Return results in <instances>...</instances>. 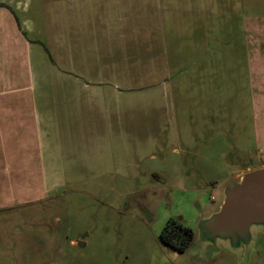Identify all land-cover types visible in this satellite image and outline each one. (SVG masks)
I'll list each match as a JSON object with an SVG mask.
<instances>
[{
  "label": "rangeland",
  "instance_id": "rangeland-1",
  "mask_svg": "<svg viewBox=\"0 0 264 264\" xmlns=\"http://www.w3.org/2000/svg\"><path fill=\"white\" fill-rule=\"evenodd\" d=\"M3 1L78 79L51 76L59 174L0 208V264H264V224L248 241L202 226L264 167V0ZM94 74L109 99L87 94ZM177 215L185 251L160 237Z\"/></svg>",
  "mask_w": 264,
  "mask_h": 264
},
{
  "label": "crops",
  "instance_id": "crops-1",
  "mask_svg": "<svg viewBox=\"0 0 264 264\" xmlns=\"http://www.w3.org/2000/svg\"><path fill=\"white\" fill-rule=\"evenodd\" d=\"M31 32L29 20L18 14V5L14 8L12 1L0 0V208L37 199L49 190L48 179L59 174L56 131L63 129L65 117L59 108L61 93L53 89L51 76L65 78L69 71L56 57L55 46L31 38ZM66 78L78 79L74 73ZM87 82V89L100 87L87 93L93 98L112 96L105 90L112 88L105 75Z\"/></svg>",
  "mask_w": 264,
  "mask_h": 264
},
{
  "label": "water",
  "instance_id": "water-1",
  "mask_svg": "<svg viewBox=\"0 0 264 264\" xmlns=\"http://www.w3.org/2000/svg\"><path fill=\"white\" fill-rule=\"evenodd\" d=\"M254 224H264V167L245 174L229 187L220 210L202 226L211 240H245Z\"/></svg>",
  "mask_w": 264,
  "mask_h": 264
},
{
  "label": "trees",
  "instance_id": "trees-1",
  "mask_svg": "<svg viewBox=\"0 0 264 264\" xmlns=\"http://www.w3.org/2000/svg\"><path fill=\"white\" fill-rule=\"evenodd\" d=\"M194 236V228L187 225L181 215L170 217L160 234L166 245L178 251H185Z\"/></svg>",
  "mask_w": 264,
  "mask_h": 264
},
{
  "label": "flooded vegetation",
  "instance_id": "flooded-vegetation-1",
  "mask_svg": "<svg viewBox=\"0 0 264 264\" xmlns=\"http://www.w3.org/2000/svg\"><path fill=\"white\" fill-rule=\"evenodd\" d=\"M248 31H250L251 32V30H249L248 29ZM252 33V32H251ZM253 33L254 34H256L254 31H253ZM263 38H258V40H260V41H258V43H255L256 45H254V47H256V46H259L261 49H264V39L262 40ZM253 47V48H254ZM256 48H254V50H255ZM245 237V240H249V238H250V236H244Z\"/></svg>",
  "mask_w": 264,
  "mask_h": 264
}]
</instances>
